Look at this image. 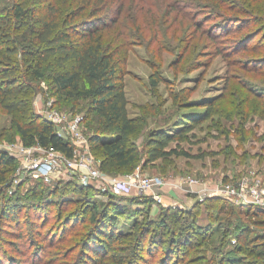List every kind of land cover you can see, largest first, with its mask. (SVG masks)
<instances>
[{"label":"trees","instance_id":"trees-1","mask_svg":"<svg viewBox=\"0 0 264 264\" xmlns=\"http://www.w3.org/2000/svg\"><path fill=\"white\" fill-rule=\"evenodd\" d=\"M152 1L0 0V108L12 115L13 125L7 138L14 141L19 136L25 146L40 145L73 155V142L58 133L51 120L41 117L32 108L34 82L47 78L56 95L55 104L70 105L71 109L82 112L85 133H88V125L92 129L93 132L87 134L90 148L102 172H131L140 166L155 165L161 159L190 156L181 143L189 139V132L202 119L216 112L214 101L205 102V110H192L190 122L176 130L161 126L149 128L142 146L137 142V135L147 120L130 114L125 74L131 46L137 41L144 42L146 34L158 28L155 17L164 2L188 3L159 0L158 5H153ZM201 1L197 0L196 4ZM235 1L209 0L208 6L218 9L215 15L219 17L223 8L234 11V18H223L222 23L228 25L239 22L237 17L250 11ZM252 19L258 21L257 17ZM202 22L191 19L192 28L185 33H191L207 46L217 45L215 30L210 26L205 28ZM224 25L218 28L221 33H231ZM251 37L256 36L249 35L246 40ZM227 51L238 53L240 49L218 48V53ZM189 52L185 47L179 53L175 60L177 65ZM149 79L157 95L163 77L156 70ZM193 91L170 90L172 104L185 107ZM251 107V111H259L264 117V108ZM228 117L233 119L232 112ZM249 117L247 113L245 122ZM16 168V157L0 149V218L16 220L19 225L15 232L0 224V253H4L0 254V264H68L65 261L75 250L73 264H264V209L256 205L213 194L203 200L196 198L187 207L163 205L162 214L152 218L151 209L156 202L150 196L133 194L131 202L139 206L129 209L124 195L106 192L108 199L99 200L89 195L93 184L76 181L69 190L72 195L76 193L75 200L69 194L76 208L63 216L64 204L71 202L59 198L54 203L46 198L60 189L50 190L38 181L29 187L31 196H24L20 187L23 182L13 185L11 174ZM189 194L197 197L195 193ZM214 202H220L216 217L225 214L224 225L214 227L213 222H201L197 212L194 214L195 209L206 203L212 207ZM54 204L55 210L49 207ZM25 209L42 219L40 226L36 220L29 222L40 240L22 230L19 214ZM118 213L132 216L129 227L118 228ZM239 213L252 222H244ZM139 214L144 218L140 219ZM190 214L194 216L190 218ZM52 215L54 222L45 230L41 229ZM74 215L75 223L70 222ZM220 230V235H213ZM9 234L19 238L23 250H19L17 240L8 238ZM7 245L20 256H13ZM50 246L57 247L58 251L42 252ZM42 254L48 255L44 262Z\"/></svg>","mask_w":264,"mask_h":264},{"label":"rangeland","instance_id":"rangeland-1","mask_svg":"<svg viewBox=\"0 0 264 264\" xmlns=\"http://www.w3.org/2000/svg\"><path fill=\"white\" fill-rule=\"evenodd\" d=\"M158 1H152L153 5H156ZM184 1L188 3L181 2L177 5L169 4L168 1L164 2L163 8L155 17L158 28L146 34L144 42L137 41L129 50L125 83L130 114L143 116L147 120L146 126L137 135V142L142 146L146 130L151 127L161 126L173 131L180 125L188 124L191 111L205 110V102L214 101L216 112L208 119H202L189 132V139L181 143L190 152V156H173L171 159H161L155 165L139 168L143 174L159 176L167 182L185 180L188 177L195 178L197 183L192 188L196 190H205L229 181L236 182L244 177L249 180L258 178L264 183V117L258 114L259 111L250 110L251 106L256 107L257 110L264 108V0H236L235 2L240 4V7L250 9L249 14L237 17L240 18L239 22L226 24L227 26L222 23L225 20L223 18L226 16L234 18V11L223 8L219 13L222 17H219L215 15V12H219L218 9L208 6L209 0H200V4H196L197 0ZM191 3L195 5H190ZM253 17H257L258 21H252ZM191 19H196L197 23L203 21L202 24L207 29L209 26L213 28L215 30L213 35L215 34L214 36L218 39L216 40L218 46H207L205 42L198 41V38L194 39L191 33H185L187 29L192 28L189 24ZM223 25L232 32L222 34L218 28ZM224 27H222L223 30H225ZM249 35L256 37L246 40ZM158 42L160 44H157ZM185 47H188L190 52L177 65L175 60ZM224 47L230 49L237 47L240 51L238 53L229 51L224 54L218 53V48ZM156 70L163 77V81L158 85L157 95L154 94L149 79L151 73ZM34 83L31 93L32 108L41 117L49 119L45 113L50 111L49 104L52 99H54L52 108L67 117L82 113L76 108L71 109L70 105L55 104L56 95L53 94L52 83L49 79L44 78ZM188 89H194L188 105L185 107L173 105L169 96L170 90L185 92ZM230 112L233 114V119L228 117ZM247 113L250 117L245 122L244 118ZM11 120L12 115L0 108V149L11 153L17 161V168L11 174V178L14 179L13 185L23 182L20 187L24 196H31L28 191L29 187L38 181L44 183V186H49L50 190L58 187L60 189L58 193L50 194L46 198L54 203L59 198L65 199L64 202L69 200L71 203L64 204L63 216H65L76 208L73 202L76 193L72 195L69 190L76 181H79L78 174L65 172V169H62V172L57 173L51 182H46L40 176L27 171L26 166L29 161L32 158L44 157L45 153L37 149H25L19 136L14 141H10L7 136L13 129ZM86 122L88 124L89 121ZM87 127L88 133L91 134L92 129L89 125ZM136 169L131 172L118 171L113 174L101 171L103 179H100V183L93 184L94 187L88 190L89 195L99 200H107L108 193H111L110 179H127ZM155 191L160 192L164 199L166 197L180 200L185 207L192 205L198 198L189 194L187 189H174L170 183ZM134 193L114 194L127 197L126 206L133 209L139 206L137 202H131ZM157 203L151 209L152 218L159 217L163 212L161 209L164 204ZM219 204L220 202H214L211 204L212 207H209L206 203L199 209H195L194 214L197 212L198 220L201 222H213L214 227L224 225L225 214L216 217ZM49 207L53 210L57 208L55 204ZM1 212L0 207V214ZM239 214L244 218V222H252L251 218ZM117 216L119 218L118 228L131 225L132 216L128 213H118ZM193 216L190 214V218ZM19 217L23 232H26L29 237L35 236V239L40 240L41 237L35 235V230L31 229L29 222L36 220L40 226L42 219L34 216L27 209L19 214ZM138 217L144 218L142 214ZM52 222H54L53 215L45 226L40 228L45 230ZM70 222H76L75 215ZM1 223H4L7 229L16 230L15 232L19 230L16 220L10 222L1 219ZM233 225L231 226L232 231L234 230ZM222 230L218 233L214 231L213 235H220ZM7 236L17 240L19 250H23V244L18 237L12 234ZM7 250L13 256H20L17 251L11 250L9 245H7ZM49 251L54 253L58 250L57 247L51 246L42 250L43 253ZM0 254L4 253L1 251ZM46 259L48 255L42 254L41 261L44 262ZM65 262L68 264L76 262V250Z\"/></svg>","mask_w":264,"mask_h":264},{"label":"built area","instance_id":"built-area-1","mask_svg":"<svg viewBox=\"0 0 264 264\" xmlns=\"http://www.w3.org/2000/svg\"><path fill=\"white\" fill-rule=\"evenodd\" d=\"M53 101L54 99L50 101V111L45 113V116L56 125L58 133L73 142L74 153L72 156H67L60 150L46 148L40 145H24L25 149H37L45 153L44 157L32 158L27 164L26 170L33 172L36 176H40L46 182H51L57 173L65 169V172L70 171L73 174H78L79 181L83 184L100 183V179H103V176L99 167V161L92 153L89 138L84 131L83 115L76 114L67 117L65 114L63 115L58 110L52 108ZM110 180L111 191H109L111 193L126 194L134 193L135 191V195L150 196L156 203L162 202L164 205H178L180 203V201H173L168 204L164 201L163 195L155 191L157 188H161L165 184L170 183L174 189H187L188 193H197V197L200 200L205 199L209 195L216 194L240 203L252 204L264 209V183L258 178L249 180L244 177L236 182L229 181L212 188H206L205 190H196L192 188L197 183L195 178L188 177L185 180L167 182L159 176L145 175L137 167L134 173L127 179L114 178Z\"/></svg>","mask_w":264,"mask_h":264},{"label":"crops","instance_id":"crops-1","mask_svg":"<svg viewBox=\"0 0 264 264\" xmlns=\"http://www.w3.org/2000/svg\"><path fill=\"white\" fill-rule=\"evenodd\" d=\"M134 192H135V191H134ZM134 194H135V193H134ZM164 201H166L168 204H170V203H172L173 201H180V200H176V199H168V198L165 197ZM155 204H158V203H155ZM179 204H181V201H180Z\"/></svg>","mask_w":264,"mask_h":264}]
</instances>
